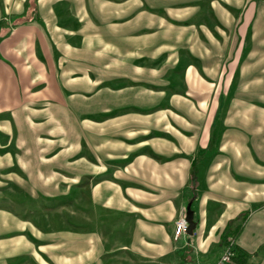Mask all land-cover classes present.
Returning <instances> with one entry per match:
<instances>
[{"label": "crops", "instance_id": "1", "mask_svg": "<svg viewBox=\"0 0 264 264\" xmlns=\"http://www.w3.org/2000/svg\"><path fill=\"white\" fill-rule=\"evenodd\" d=\"M0 193V264H264V0H0Z\"/></svg>", "mask_w": 264, "mask_h": 264}, {"label": "trees", "instance_id": "2", "mask_svg": "<svg viewBox=\"0 0 264 264\" xmlns=\"http://www.w3.org/2000/svg\"><path fill=\"white\" fill-rule=\"evenodd\" d=\"M247 218L248 214L245 213L232 220L228 223L221 235V242L225 246V248L232 247V264H249V257L247 253L235 245V242L243 232Z\"/></svg>", "mask_w": 264, "mask_h": 264}, {"label": "built area", "instance_id": "3", "mask_svg": "<svg viewBox=\"0 0 264 264\" xmlns=\"http://www.w3.org/2000/svg\"><path fill=\"white\" fill-rule=\"evenodd\" d=\"M188 224L185 219H181L176 224L175 240L178 241L181 236L187 234ZM232 246V245H231ZM233 251L232 247H226L223 254L216 264H232Z\"/></svg>", "mask_w": 264, "mask_h": 264}, {"label": "water", "instance_id": "4", "mask_svg": "<svg viewBox=\"0 0 264 264\" xmlns=\"http://www.w3.org/2000/svg\"><path fill=\"white\" fill-rule=\"evenodd\" d=\"M186 222L188 224V228H187V235H190L192 236L195 229H196V224L194 222V219H193V213L192 212H188L187 213V216H186Z\"/></svg>", "mask_w": 264, "mask_h": 264}, {"label": "rangeland", "instance_id": "5", "mask_svg": "<svg viewBox=\"0 0 264 264\" xmlns=\"http://www.w3.org/2000/svg\"><path fill=\"white\" fill-rule=\"evenodd\" d=\"M172 27V26H171ZM2 201H3V198H2V195H1V193H0V205H1V203H2ZM42 214H43V216L44 215H46V216H50V214H51V216H52V213H46V212H42ZM55 216L53 217V220L54 221H56V220H58V223H62V222H64L65 223V217H66V214L63 212V213H59V214H54ZM58 215V218H55L56 216Z\"/></svg>", "mask_w": 264, "mask_h": 264}]
</instances>
